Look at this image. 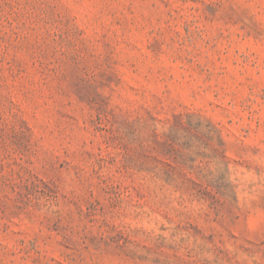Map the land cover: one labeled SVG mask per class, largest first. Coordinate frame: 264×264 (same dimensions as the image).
<instances>
[{
  "label": "rangeland",
  "instance_id": "obj_1",
  "mask_svg": "<svg viewBox=\"0 0 264 264\" xmlns=\"http://www.w3.org/2000/svg\"><path fill=\"white\" fill-rule=\"evenodd\" d=\"M0 264H264V0H0Z\"/></svg>",
  "mask_w": 264,
  "mask_h": 264
}]
</instances>
